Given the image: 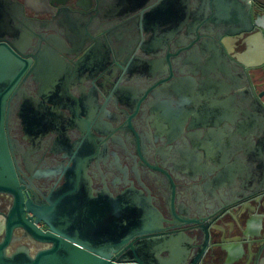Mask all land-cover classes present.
<instances>
[{"label": "flooded vegetation", "instance_id": "1", "mask_svg": "<svg viewBox=\"0 0 264 264\" xmlns=\"http://www.w3.org/2000/svg\"><path fill=\"white\" fill-rule=\"evenodd\" d=\"M17 1L25 17L5 10L0 36L27 37L15 51L31 60L4 121L25 201L48 203L60 189L114 200L133 187L166 231L192 239L187 264L205 242L201 264H264V43L251 37L264 33V0ZM233 2L257 23L244 38L223 35ZM82 38L96 44L85 63ZM224 49L245 52L249 66ZM210 161L216 174L232 171L229 187L210 193L202 175L194 178ZM13 204L0 192V240ZM21 245L34 254L47 243L19 227L8 251Z\"/></svg>", "mask_w": 264, "mask_h": 264}, {"label": "water", "instance_id": "2", "mask_svg": "<svg viewBox=\"0 0 264 264\" xmlns=\"http://www.w3.org/2000/svg\"><path fill=\"white\" fill-rule=\"evenodd\" d=\"M149 8L145 9L146 14L152 12ZM5 10L8 17L17 15V12L25 17L24 4L20 1L0 0V20L5 16ZM227 13L224 36L239 35L244 38L245 33L257 28V23L252 18L246 20L243 17L236 3L231 4ZM227 13L225 12V15ZM246 21L249 26H236ZM3 28L0 24V30ZM25 39L27 37L19 35L12 42L0 36V192L14 195V204L5 215V235L0 240V264H187L192 239L182 230L166 231L167 227L163 226L166 219L162 213L148 197L141 206V191L133 187L114 200L72 196L68 194V190L60 189L48 203L37 205L30 198L25 201L4 126L7 100L31 63V60L25 59L15 51L26 42ZM79 45L81 50L77 60L82 63L91 61L90 53L96 44L82 38ZM223 53L230 61L248 65L243 59L245 52L232 56L224 49ZM61 60L57 57L54 62ZM215 61L217 56H211L209 62ZM231 110L227 108L226 114ZM209 117L213 119L216 115L211 114ZM260 119L259 116V123ZM216 138V134H211L207 140L212 157L218 150ZM215 163L218 161L208 163L206 173L204 170L194 171V178L198 180L202 175L205 180L204 187L210 193L230 183L231 176H234L231 170L226 174H216ZM259 182L264 183V175ZM71 189L73 190L74 186ZM235 189L232 188L233 191ZM207 203L212 206L215 200L210 199ZM27 211L30 213L29 217L25 215ZM31 218L36 222L43 221L46 229L38 227ZM175 226L180 224L177 222ZM19 227L24 228L36 240L47 243V246L34 254H31L25 245L9 252L8 246L15 229ZM206 247L205 242L193 264L202 263ZM164 252L167 254L164 255ZM114 253L122 256L116 259Z\"/></svg>", "mask_w": 264, "mask_h": 264}, {"label": "crops", "instance_id": "3", "mask_svg": "<svg viewBox=\"0 0 264 264\" xmlns=\"http://www.w3.org/2000/svg\"><path fill=\"white\" fill-rule=\"evenodd\" d=\"M251 37H253L255 39V41H257V42L263 41V43H264V33H263L262 30L252 33ZM253 54L256 55V54H259V53L256 51V52H253Z\"/></svg>", "mask_w": 264, "mask_h": 264}]
</instances>
